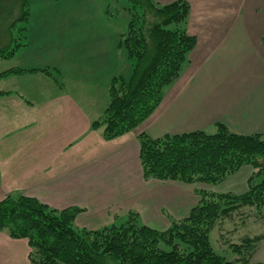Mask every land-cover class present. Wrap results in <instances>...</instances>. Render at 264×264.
<instances>
[{
	"label": "crops",
	"instance_id": "crops-1",
	"mask_svg": "<svg viewBox=\"0 0 264 264\" xmlns=\"http://www.w3.org/2000/svg\"><path fill=\"white\" fill-rule=\"evenodd\" d=\"M59 1L48 0L42 8L32 3L26 47L0 60L7 63L0 73L48 68L58 80L42 72L0 79V201L21 193L57 210L77 207L84 211L76 221L83 220L88 229L111 225L134 211L145 225L166 230L169 217L185 218L198 204L197 189L145 181L138 136L214 133L217 123L237 134L264 135V0H186L191 7L187 31L197 40L189 63L154 114L112 141L91 128L104 110L97 116L90 103L85 107L95 85L109 89L123 60L122 33L106 13L110 0H67L66 12L52 8ZM80 12L85 31H74L70 22ZM57 21H63L61 29ZM49 24L54 29L46 28ZM8 43L9 34L2 46ZM259 250L253 259L264 264V241ZM29 253L27 240L0 232V264H31Z\"/></svg>",
	"mask_w": 264,
	"mask_h": 264
},
{
	"label": "trees",
	"instance_id": "trees-1",
	"mask_svg": "<svg viewBox=\"0 0 264 264\" xmlns=\"http://www.w3.org/2000/svg\"><path fill=\"white\" fill-rule=\"evenodd\" d=\"M125 1L128 23L119 46L132 72L129 77L112 78L109 102L91 124L93 130L102 129L106 141L131 133L154 114L197 43L187 31L191 7L186 0L166 5L155 0ZM21 5L19 17L10 25L9 43L0 47V60L13 58L27 45L30 0H22ZM109 6L106 13L112 17ZM262 44L264 48V37ZM27 72H42L58 82L48 68L10 69L0 73V79ZM138 142L145 181L218 185L251 166L249 190L243 194L197 191L198 204L185 218L169 217L166 230L145 225L134 211L120 217L119 224L117 219L100 229L80 228L75 223L83 209L57 210L36 198L13 193L0 201V232L27 240L31 264H261L253 258L264 233L231 243L232 260L215 251L211 233L218 228L224 240L226 233L236 231L223 233L225 223L235 226L246 210L264 222V179L255 183L264 174V135L237 134L217 123L214 133L193 131L152 138L142 132Z\"/></svg>",
	"mask_w": 264,
	"mask_h": 264
},
{
	"label": "rangeland",
	"instance_id": "rangeland-1",
	"mask_svg": "<svg viewBox=\"0 0 264 264\" xmlns=\"http://www.w3.org/2000/svg\"><path fill=\"white\" fill-rule=\"evenodd\" d=\"M21 1L22 0H1L0 1V47H2V44H5L8 39V34H9L8 29H10V25L12 21L15 18L19 17L21 6H22ZM47 2L48 0L43 1V2L41 0H30L31 4L33 3L39 6L37 8H42L43 3H47ZM67 2H68L67 0L65 2H63V0H60L58 2V5H51V6L52 8H59V9H62V11L66 12L70 8L68 7ZM109 2H110V6H109L110 12L113 14V16L109 17L111 18L110 20L108 19L107 20L108 22L112 23V25L115 27L117 32H121L123 34L125 33L127 29V23H128V16L123 10V7L126 6L127 3L125 0H120L117 2H115L114 0H110ZM43 9H46V8H43ZM80 11L84 12V7ZM81 12L74 14V15H79V16H76L78 20L70 22L71 27L76 25L72 29L74 31H77V30L85 31V14ZM51 18L52 17H50V19ZM65 23L66 25H68L67 20H65ZM62 24H63V21H57V24H56L57 28L61 29ZM21 25L23 24L21 23ZM46 28L54 29V25L49 24ZM80 48L83 49L85 53V45L81 46ZM121 50H122L123 60L118 70V74L123 75L125 77H129L132 72L131 62L127 60L125 50L124 49H121ZM6 64L7 63H0V69H4L3 67H5ZM0 88H4V86L1 84ZM95 88L97 90L94 92V95H93L94 98L92 99L91 102L85 101V107L87 108L88 104L90 103V107H91L90 109L96 112L97 116H99L108 103L107 84L99 83L98 85H95ZM31 118L32 117H30L29 113L27 112L26 117H25V123L30 124L32 121ZM97 131L102 132V129L101 128L97 129ZM252 172H254V169L251 166H244L238 173L229 176L224 182L218 185L197 183L193 185L194 186L193 188L197 189V191L243 194L249 190L248 179L252 176L251 175ZM263 179H264V174L259 177H256L255 183H260ZM243 213H244V216L240 217V219L242 218L240 222H238L239 219L235 220L236 225L238 223V226L236 225L234 226V223L232 222L225 223L223 227V233H225L226 231L230 232L234 229L236 231L226 233L224 240L220 239V236H222V233H221L222 231L218 230V228H216L211 233V242H212V245L215 251L228 260H232L234 258V254L231 252V249L229 246L231 243L239 244L245 238H253L255 236L262 235L264 233V222L256 221L255 218L250 214V212H248V210L243 211ZM248 216H249V219H248ZM249 221L251 224L249 223ZM82 223H84L83 220L76 221L75 223L76 227L82 228L83 227ZM117 223L118 224L121 223L120 217L118 218ZM259 251L260 250L258 249V251L256 252V255L254 257L255 260L257 257V253ZM260 256H261V259L264 258V252L262 253L260 252ZM254 259H253V262H255Z\"/></svg>",
	"mask_w": 264,
	"mask_h": 264
}]
</instances>
